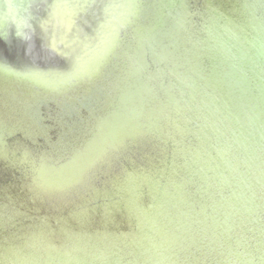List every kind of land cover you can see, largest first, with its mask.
Wrapping results in <instances>:
<instances>
[{"label":"water","instance_id":"95a60500","mask_svg":"<svg viewBox=\"0 0 264 264\" xmlns=\"http://www.w3.org/2000/svg\"><path fill=\"white\" fill-rule=\"evenodd\" d=\"M0 264H264V0H0Z\"/></svg>","mask_w":264,"mask_h":264}]
</instances>
